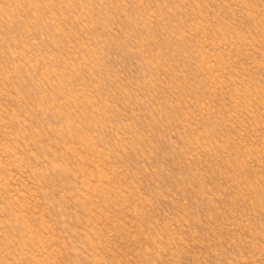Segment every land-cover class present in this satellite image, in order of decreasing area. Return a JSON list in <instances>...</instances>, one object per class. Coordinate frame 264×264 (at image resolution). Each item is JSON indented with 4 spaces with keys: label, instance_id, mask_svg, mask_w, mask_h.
Returning <instances> with one entry per match:
<instances>
[{
    "label": "rangeland",
    "instance_id": "obj_1",
    "mask_svg": "<svg viewBox=\"0 0 264 264\" xmlns=\"http://www.w3.org/2000/svg\"><path fill=\"white\" fill-rule=\"evenodd\" d=\"M0 264H264V0H0Z\"/></svg>",
    "mask_w": 264,
    "mask_h": 264
}]
</instances>
